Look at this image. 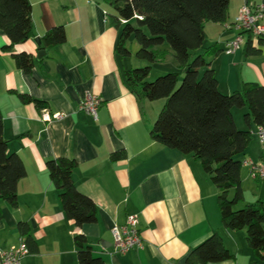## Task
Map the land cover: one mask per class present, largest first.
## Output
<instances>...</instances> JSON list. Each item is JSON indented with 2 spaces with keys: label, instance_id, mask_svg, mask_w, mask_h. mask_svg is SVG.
<instances>
[{
  "label": "crops",
  "instance_id": "1",
  "mask_svg": "<svg viewBox=\"0 0 264 264\" xmlns=\"http://www.w3.org/2000/svg\"><path fill=\"white\" fill-rule=\"evenodd\" d=\"M29 1L34 36L8 48L10 40L0 30L2 136L8 154H17L25 167L16 205L0 199V247L24 239L18 228L24 222L29 253L20 264H79L74 243L79 234L102 264H186L190 250L218 233L234 258L206 264H264L247 245L244 229L221 225L218 190L200 161L151 138L161 102L138 99L126 86L124 72L133 66V56L116 55L118 30L107 18L108 4ZM244 3L264 6V0H228L225 21L204 23L203 44L192 52V57L202 55L209 61L224 94L239 90L244 82L264 85V37L250 39L248 45L256 53L246 52V41L231 54L224 51L237 34L224 25L234 21ZM55 26L63 27L65 41L40 49L35 37L41 41ZM20 52L33 57L28 73L15 65L13 55ZM22 94L44 101L45 107L21 102ZM87 94L101 99L96 119L78 109ZM246 111L232 109L236 126L251 132L246 149L236 158L264 163V142L258 138V127L245 121ZM54 113L62 116L55 119ZM45 115L48 120H43ZM120 152L124 157L113 158ZM60 157L76 162L72 180L93 200L95 222L78 226L66 217L46 169L47 160ZM240 177L242 206L264 203V179H252L244 165ZM130 214L138 216L142 247L115 253L111 228L124 224Z\"/></svg>",
  "mask_w": 264,
  "mask_h": 264
},
{
  "label": "trees",
  "instance_id": "2",
  "mask_svg": "<svg viewBox=\"0 0 264 264\" xmlns=\"http://www.w3.org/2000/svg\"><path fill=\"white\" fill-rule=\"evenodd\" d=\"M108 20L117 28L116 55L145 62L124 72V81L138 99L163 100L149 133L151 138L200 161L204 172L217 188V206L221 225L229 230H245L246 241L254 257L264 263V203L257 201L235 209L243 201L240 170L236 158L246 149L251 132L239 129L233 118V108H246L244 119L264 128V85L244 82L239 90L224 94L218 89L213 69L202 55L192 57L205 39L204 23H223L227 16L228 0H104ZM0 30L10 44H20L34 36L29 0H0ZM66 35L62 26L47 31L39 43L40 49L63 43ZM137 44L134 54L130 44ZM246 40V52L256 53ZM166 45H168L166 48ZM172 53L183 77L171 71L150 80L152 64ZM15 65L28 73L34 65L31 54L13 55ZM202 70V72H201ZM21 102L37 108L45 102L29 95H19ZM120 152L113 158H122ZM76 162L70 158L46 161L49 178L58 191L62 209L68 219L78 226L96 221L93 200L79 192L72 180ZM25 175L21 158L8 154L2 136L0 112V199L15 206L17 185ZM233 190L232 194H230ZM24 241L29 242L28 226L18 223ZM79 264H102L100 257L91 254L85 236L74 237ZM234 258L224 246L218 233L212 234L189 251L186 264H206Z\"/></svg>",
  "mask_w": 264,
  "mask_h": 264
},
{
  "label": "built area",
  "instance_id": "3",
  "mask_svg": "<svg viewBox=\"0 0 264 264\" xmlns=\"http://www.w3.org/2000/svg\"><path fill=\"white\" fill-rule=\"evenodd\" d=\"M262 18H264V6L258 5L251 8L247 3L242 4L234 21L224 25L225 29H234L237 31L235 37L226 43L224 51L227 54H231L239 49L245 43L246 39H259L264 37V24L261 23ZM100 102L101 99L98 96L87 94L80 102L78 109L90 113L96 119ZM61 116V113L52 114V117L55 119ZM42 118L43 120L49 119L47 115ZM257 134L260 142H264V128L258 127ZM241 164L248 167L249 176L252 179H264V163L254 162L246 158ZM138 223L137 214H130L127 215L124 224L113 225L111 228L113 252L125 253L142 247ZM28 253L29 249L24 239L21 238L16 245L5 248L0 247V264H20L21 259L28 255Z\"/></svg>",
  "mask_w": 264,
  "mask_h": 264
},
{
  "label": "rangeland",
  "instance_id": "4",
  "mask_svg": "<svg viewBox=\"0 0 264 264\" xmlns=\"http://www.w3.org/2000/svg\"><path fill=\"white\" fill-rule=\"evenodd\" d=\"M167 46L168 45H166V48H168ZM137 47L138 46L135 43V41H133V43L130 44V48H131V51L133 54H134L135 50L137 49ZM132 56H133L132 57L133 58L132 59L133 60L132 61L133 67H140V66H143L145 64V62L135 58L134 55H132ZM171 71H175V72L179 73L178 79H179V82H181L184 73L182 72V68H180L178 66L175 58L173 57L172 53L170 52L169 54H167L165 56V58L162 61H157V62L152 64L149 79L154 80L156 77L161 76V75H163L167 72H171ZM201 72H202V70H201ZM159 101L161 102L160 105L162 107L164 101L161 99ZM161 107H160V109H161ZM240 207H243L242 203L235 205V209L240 208Z\"/></svg>",
  "mask_w": 264,
  "mask_h": 264
},
{
  "label": "water",
  "instance_id": "5",
  "mask_svg": "<svg viewBox=\"0 0 264 264\" xmlns=\"http://www.w3.org/2000/svg\"><path fill=\"white\" fill-rule=\"evenodd\" d=\"M35 40H36L38 43L40 42V39H39L38 37H35ZM43 53H44L43 50L39 51L38 56H40V55L43 54Z\"/></svg>",
  "mask_w": 264,
  "mask_h": 264
}]
</instances>
